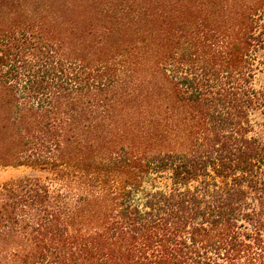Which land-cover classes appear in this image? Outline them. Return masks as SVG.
Returning <instances> with one entry per match:
<instances>
[{
	"label": "trees",
	"instance_id": "1",
	"mask_svg": "<svg viewBox=\"0 0 264 264\" xmlns=\"http://www.w3.org/2000/svg\"><path fill=\"white\" fill-rule=\"evenodd\" d=\"M89 1L0 0V264H264V0Z\"/></svg>",
	"mask_w": 264,
	"mask_h": 264
},
{
	"label": "rangeland",
	"instance_id": "2",
	"mask_svg": "<svg viewBox=\"0 0 264 264\" xmlns=\"http://www.w3.org/2000/svg\"><path fill=\"white\" fill-rule=\"evenodd\" d=\"M73 3H80V5L73 7L75 10L85 15V23L93 24L98 23L95 17H98L99 5L89 0H72ZM256 86L264 87V71L258 72L255 77ZM256 121L260 120V117L256 114L254 116ZM48 175L46 170H41L28 166H7L0 167V182L5 180L14 179L21 176H38L45 177Z\"/></svg>",
	"mask_w": 264,
	"mask_h": 264
}]
</instances>
